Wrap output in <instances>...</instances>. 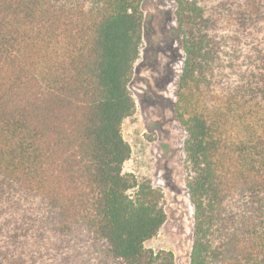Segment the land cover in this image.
<instances>
[{"label":"trees","instance_id":"obj_1","mask_svg":"<svg viewBox=\"0 0 264 264\" xmlns=\"http://www.w3.org/2000/svg\"><path fill=\"white\" fill-rule=\"evenodd\" d=\"M144 0H0V264H176L123 171ZM189 264H264V0H174Z\"/></svg>","mask_w":264,"mask_h":264},{"label":"rangeland","instance_id":"obj_2","mask_svg":"<svg viewBox=\"0 0 264 264\" xmlns=\"http://www.w3.org/2000/svg\"><path fill=\"white\" fill-rule=\"evenodd\" d=\"M143 39L129 90L136 104L121 131L131 147L123 171L146 179L164 195L166 221L145 243L169 250L176 264H189L192 207L185 190V133L175 117L176 89L183 53L174 19V0H144Z\"/></svg>","mask_w":264,"mask_h":264}]
</instances>
